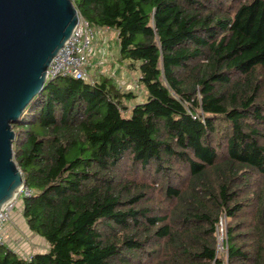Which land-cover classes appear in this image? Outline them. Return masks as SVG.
Segmentation results:
<instances>
[{
  "label": "trees",
  "instance_id": "obj_1",
  "mask_svg": "<svg viewBox=\"0 0 264 264\" xmlns=\"http://www.w3.org/2000/svg\"><path fill=\"white\" fill-rule=\"evenodd\" d=\"M72 1L117 32L145 98L110 78L45 86L13 149L49 250L0 246V264H221L224 217L228 264H264V0Z\"/></svg>",
  "mask_w": 264,
  "mask_h": 264
},
{
  "label": "water",
  "instance_id": "obj_2",
  "mask_svg": "<svg viewBox=\"0 0 264 264\" xmlns=\"http://www.w3.org/2000/svg\"><path fill=\"white\" fill-rule=\"evenodd\" d=\"M79 20L72 0H0V211L25 185L13 124L49 83L48 69Z\"/></svg>",
  "mask_w": 264,
  "mask_h": 264
},
{
  "label": "rangeland",
  "instance_id": "obj_3",
  "mask_svg": "<svg viewBox=\"0 0 264 264\" xmlns=\"http://www.w3.org/2000/svg\"><path fill=\"white\" fill-rule=\"evenodd\" d=\"M95 30L97 32V39L92 44V47H95L94 52L91 56L87 57L88 65L91 62L92 66L89 70L86 67V70L88 71V73L89 72L91 73L92 70H95L97 75L94 77L96 78V80H99L100 77H102L101 72H104V70L110 69V68L114 69L115 66H117L118 69L121 68L120 72L122 73L121 76L123 77H119L118 82L116 80L114 81H116V83L118 84V87H120L122 90L124 91L132 90L136 92L137 94V97L135 100L136 103H143L145 94H144V90L138 83L139 78H140L139 70H134V69L129 68L127 66V63L122 59L118 37H117V32L114 29L95 28ZM104 40L108 44L111 45L109 50H107L108 53L106 54V56L100 55V56L94 57L96 54L95 49L96 48L100 49L103 46L102 41ZM118 64L120 66H118ZM124 75L127 77H124ZM133 105L134 103L131 104V106ZM128 113L130 112H127L126 115H128ZM69 158L71 159L72 155H70ZM222 220L224 221V224H225V232H227L228 223L230 220L228 219V217H224L222 218ZM27 226L28 225L26 224V220L23 216V199L20 198L19 201L17 202L16 207L11 212L10 221L4 227V238L7 237L6 239L7 247L16 251V253L19 254V256H21L22 258H26V259L33 256L34 247H36L37 249H41V251L44 250V247L41 244L39 246L38 242L41 241L45 244L47 243V241L43 237L30 232ZM35 236L39 237L40 241L34 239ZM8 237H15V239H17L19 242L16 241V242L11 243L10 240L8 242ZM216 237L218 241L217 231H216ZM226 239H227V236H226ZM48 249H49V245H48ZM227 254H228L227 245L225 247V251H222L220 247L218 246L217 257H219L222 260L221 264H228Z\"/></svg>",
  "mask_w": 264,
  "mask_h": 264
},
{
  "label": "built area",
  "instance_id": "obj_4",
  "mask_svg": "<svg viewBox=\"0 0 264 264\" xmlns=\"http://www.w3.org/2000/svg\"><path fill=\"white\" fill-rule=\"evenodd\" d=\"M96 39L97 32L95 28L80 16L79 24L74 30L71 38L50 65L47 73V81L51 82L60 77L91 80L86 70L88 65L87 57L93 54L94 47H92V44ZM32 195L33 191L24 185L21 190H19L18 194H16L0 211V246H6L4 227L10 221L11 212L16 207L17 202L20 198L31 197ZM217 233L218 246L222 251H225L227 233L225 232V224L222 219L217 227Z\"/></svg>",
  "mask_w": 264,
  "mask_h": 264
},
{
  "label": "crops",
  "instance_id": "obj_5",
  "mask_svg": "<svg viewBox=\"0 0 264 264\" xmlns=\"http://www.w3.org/2000/svg\"><path fill=\"white\" fill-rule=\"evenodd\" d=\"M117 37H118V34H117ZM102 47L100 48V49H98V48H96L95 50H96V54H95V56L94 57H97V56H106V54L108 53L107 52V50H109V48L111 47V45L110 44H108L105 40L104 41H102ZM95 48V47H94ZM99 53V54H98ZM91 62L89 63V65L87 66V69L89 70L90 68H91ZM118 66H120L119 64H118ZM121 68L120 69H118L117 68V66H115V68L114 69H112V68H110V69H106V70H104V72H101V76L102 77H100V79H103V78H110V79H112V80H116L117 82H118V78L119 77H123V76H121ZM93 73V74H92ZM97 75V73L95 72V70H92V72L90 73L89 72V76H90V79L92 80V79H96L94 76H96ZM124 77H127V76H125L124 75ZM115 81V82H116ZM118 85V84H117ZM27 224V223H26ZM27 228H28V226H27ZM28 230H29V228H28ZM30 231V230H29ZM31 232V231H30ZM6 239H7V237H6ZM34 239H36V240H38V241H40V238L39 237H37V236H35L34 237ZM9 240H10V242L11 243H13V242H19L17 239H15V237H8V242H9ZM41 242V241H40ZM38 242V244H39V246H40V244L44 247V250L43 251H41V249H37L36 247H34V254H36V253H45L46 251H48L49 249H48V244L46 243H43V242ZM46 249V250H45ZM48 249V250H47ZM16 252V251H15Z\"/></svg>",
  "mask_w": 264,
  "mask_h": 264
}]
</instances>
